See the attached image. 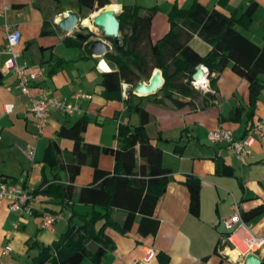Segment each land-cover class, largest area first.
<instances>
[{"label": "crops", "instance_id": "crops-1", "mask_svg": "<svg viewBox=\"0 0 264 264\" xmlns=\"http://www.w3.org/2000/svg\"><path fill=\"white\" fill-rule=\"evenodd\" d=\"M139 1L130 4L126 0H109L108 6L118 9L119 15L125 7L139 6L140 16H144L147 9L156 8L151 28L153 44L169 33V14L174 7L189 9L196 2L209 10L234 15L237 20L251 4H257L251 23L241 21L237 29L257 45L264 43V0H150V5L144 0ZM70 11L76 12L82 20L98 12L86 14L79 0H0V72L3 74L0 86V178L14 177L16 184L35 188L45 180L53 181L57 175L62 184L74 185L76 192L92 184L94 172L89 166L83 167L78 174L66 170L54 172L45 162L47 148L56 142L61 150V159L65 163L74 162L73 142L60 137L58 131L62 124L69 126L88 117V128L84 134L86 143L114 148L119 152L122 147L117 135L119 126L129 124L134 128L139 124L138 115L130 112V100L132 105L141 104L150 115L146 133L163 152L162 165L170 172L169 181L153 216V220L159 223L156 234H140V216L136 217L127 235L107 229L106 235L114 248L99 264L140 262L147 257L148 249L154 250L155 254L145 264H245L246 257L224 247L223 242L219 244L224 240L226 221L232 215L235 202L239 204L251 231L264 237V212H254L264 204V138H256L246 147L249 155L240 158L228 143H213L209 135L212 131L224 129L232 132L236 140L249 137L252 132L248 133L247 127H256L259 122H264V90L252 120L247 116L249 85L230 66L220 75H212L217 77V99L206 109H201V99L183 108L167 102L155 104L153 96L128 94L131 86L127 84L123 85L122 100L107 99L104 97L107 73L99 66L101 58L91 55L86 43H67L65 38L75 39L74 35L64 33L57 25ZM7 28L18 29L22 34L21 42L15 48L18 64L26 65L29 72L37 71L38 67L43 70L40 77L30 84L31 97L38 99L48 93L78 108L72 116L61 111L53 112L37 142L32 137L36 132L35 119L26 115L30 98L19 90L15 75L4 68L10 57ZM105 41L113 46L111 41ZM188 44L201 55L210 51V46L197 35L189 38ZM105 61L111 72L117 70L112 58L106 56ZM196 86L209 90L208 75ZM77 95L80 97L76 98ZM9 104L15 106L14 112L5 114L4 106ZM233 113L241 120H231ZM32 145L36 147L34 162L25 156L26 149ZM220 161L234 169V176L217 173ZM142 163L138 155L137 166L125 167L124 174L138 176ZM117 165L116 155L100 156L101 169L114 172ZM188 176H194L200 182L198 217L189 211L190 193L185 184ZM50 201L47 197L36 196L32 202L38 210L35 215L13 212L8 202L0 201V264H34V259L44 248L53 246L71 223L80 224L81 216L90 215L94 208L79 203L77 195L64 209ZM96 208L101 210V207ZM43 212H61L63 218L54 222L50 229H44L41 226ZM113 213L119 220L124 219L122 212L115 210ZM5 247L11 250L9 255L3 254ZM253 255L264 260V250ZM81 264L96 263L85 259Z\"/></svg>", "mask_w": 264, "mask_h": 264}, {"label": "trees", "instance_id": "trees-1", "mask_svg": "<svg viewBox=\"0 0 264 264\" xmlns=\"http://www.w3.org/2000/svg\"><path fill=\"white\" fill-rule=\"evenodd\" d=\"M109 4V0H79V5L86 14L98 11ZM257 7V4H251L240 20L234 15L228 16L215 9L209 10L198 2L189 9L174 7L169 14L171 24L169 33L155 44L151 40V28L156 8L147 9V13L140 16L139 6L125 7L123 13L119 15L122 46L118 48L113 39H107L114 47L113 52L107 56L116 62L118 68L105 74L104 97L120 101L123 97L124 84L131 86L133 90L140 83L149 81L155 70H161L165 84L159 92H162L166 99H158V92L153 95L155 102L165 104L169 101L176 107L183 108L201 99L200 107L206 109L214 105L217 99V77L212 75H220L230 66L231 70L249 85L247 116L252 120L259 96L264 90V43L261 46L254 43L237 29V24L241 21L251 23ZM193 35H197L210 46V51L206 55L199 54L188 44V39ZM65 41L79 45L86 43V40L73 38H65ZM199 65L209 70V90L194 84L193 76ZM2 83L3 74L0 72V86ZM128 105L130 112L138 115L139 124L134 128L129 124L119 126L117 135L122 142L119 152L114 148L86 143L84 134L88 128V117L69 126L62 124L58 131L60 137L73 142V151L76 154L74 162L65 163L61 159V150L56 142L47 148L45 162L54 172L66 170L78 174L83 167L89 166L94 172L93 183L76 192L74 185L62 184L55 175L53 181L45 180L40 186L33 188L32 202L36 196L41 195L64 209L66 205L72 204L77 195L79 203L92 205L94 208L90 215L81 216L80 224L71 223L53 246L44 248L34 259V264L47 262L81 264L85 259H91L99 264L114 248L113 242L106 235V230L111 228L118 230L122 235H127L137 216L141 217L139 222L141 235L156 234L159 223L153 220V216L159 200L166 191L170 172L163 168L162 150L146 133V125L150 120L148 111L141 104L132 105L130 100ZM232 115L231 120H241L240 116L234 113ZM254 128L255 126H248V133ZM101 155H116L118 165L114 172L100 168ZM138 155L143 160L139 166V175L133 177L125 175V167L137 166ZM216 171L219 175L229 177L235 174L234 169L223 161L218 163ZM8 181L17 183L14 177L0 178V183ZM185 184L190 193L189 211L198 217L200 182L198 178L188 176ZM22 186L27 188L26 184ZM96 207H101V210ZM115 210L123 213V220L114 216ZM254 212H264V204ZM37 213L35 210L34 215ZM242 219L244 220L243 215ZM229 233L227 231L223 239ZM222 242L223 240L219 245Z\"/></svg>", "mask_w": 264, "mask_h": 264}, {"label": "built area", "instance_id": "built-area-1", "mask_svg": "<svg viewBox=\"0 0 264 264\" xmlns=\"http://www.w3.org/2000/svg\"><path fill=\"white\" fill-rule=\"evenodd\" d=\"M7 52L10 57L5 63V70L12 72L18 80V88L21 93L30 98V104L26 115H32L35 119L36 132L33 134V140L39 141L45 132V129L49 123L50 117L53 112L61 111L67 115L72 116L77 110V106L67 103L64 100H59L50 96L48 93H44L40 98H32L30 95V84L37 80L41 73L42 68H36L37 71L29 72L26 65H19L17 62L18 54L15 52V48L20 44L22 34L20 30L7 28ZM84 28L78 27L77 31L81 32ZM204 68L206 75L209 74L208 68ZM196 85L197 82L194 81ZM77 95L76 98H79ZM14 105H5L4 113L12 114L14 112ZM256 138H264V122H259L254 128L251 135L243 140H236L232 132L220 129L212 131L209 135V139L213 143H228L234 152L240 157L245 158L249 155V151L246 149L250 146ZM26 157L29 161H35L36 147L34 145L29 146L25 151ZM33 188H24L22 185L13 182L0 183V201H6L9 204V209L19 214L28 213L34 215V211L37 210L36 206L32 203ZM38 211V210H37ZM232 215L226 221L227 231L230 232L223 240L224 247H227L231 251H238L239 254L245 258L249 254H257L264 250V237L254 234L246 222L242 219L241 210L238 203H234L232 206ZM63 218L62 214H50L43 212L41 214V226L44 229H50L54 222ZM243 245L244 248L240 247ZM11 250L8 247L4 248L3 254L9 255ZM155 251L152 249L147 250V257L133 264H145L150 257L154 256Z\"/></svg>", "mask_w": 264, "mask_h": 264}, {"label": "water", "instance_id": "water-1", "mask_svg": "<svg viewBox=\"0 0 264 264\" xmlns=\"http://www.w3.org/2000/svg\"><path fill=\"white\" fill-rule=\"evenodd\" d=\"M109 6L103 10L98 11L93 16L87 18L92 20L94 28H98L105 39H113L115 46L120 48L122 46L121 40V23L119 20V14L116 10L109 9ZM83 21L80 16L73 11L68 12L58 23V27L61 31L68 35H74L77 40H86L88 44V51L91 55L101 58L99 62L100 68L106 72H111L108 63L105 61V57L113 50V46L107 43L103 39H96L92 30H89L88 26L83 25ZM78 27L86 28L89 31V35H85L77 31ZM206 73L202 65L196 67V73L193 79L197 83H202L206 80ZM165 80L161 70H155L148 81L140 83L133 90H129L128 94H135L141 97H149L157 94L164 86ZM245 264H262V259L259 256L249 254L245 258Z\"/></svg>", "mask_w": 264, "mask_h": 264}, {"label": "rangeland", "instance_id": "rangeland-1", "mask_svg": "<svg viewBox=\"0 0 264 264\" xmlns=\"http://www.w3.org/2000/svg\"><path fill=\"white\" fill-rule=\"evenodd\" d=\"M119 1H124V0H119ZM127 1V3H130V4H134V3H137L139 0H126ZM135 1H137V2H135ZM140 2V1H139ZM144 3L145 4H147V5H150L149 3H150V0H144ZM87 30L88 29H83L82 31H85V32H87ZM89 30H92L93 32H94V34H95V37L94 38H96V37H98V38H100V39H103V40H105V38H104V36H103V34H102V32L98 29V28H91V29H89ZM108 42H110V41H108ZM111 43V42H110ZM111 70V69H110ZM144 82H146V83H148V81H144ZM157 98L158 99H166V97H165V95L162 93V92H159V95L157 96ZM167 103H171V102H169V101H166ZM154 103L155 104H159V103H157V102H155L154 101ZM159 105H162V104H159ZM26 156V155H25ZM31 162V161H30Z\"/></svg>", "mask_w": 264, "mask_h": 264}, {"label": "bare ground", "instance_id": "bare-ground-1", "mask_svg": "<svg viewBox=\"0 0 264 264\" xmlns=\"http://www.w3.org/2000/svg\"><path fill=\"white\" fill-rule=\"evenodd\" d=\"M109 9H113V10H118V9H116V8H113V7H108ZM83 25L84 26H88L89 28H93V24H92V20L91 19H85L84 21H83ZM240 247H242V248H244V246L243 245H240Z\"/></svg>", "mask_w": 264, "mask_h": 264}, {"label": "flooded vegetation", "instance_id": "flooded-vegetation-1", "mask_svg": "<svg viewBox=\"0 0 264 264\" xmlns=\"http://www.w3.org/2000/svg\"><path fill=\"white\" fill-rule=\"evenodd\" d=\"M81 33L85 34V35H89V31L87 30V32L85 31H81Z\"/></svg>", "mask_w": 264, "mask_h": 264}]
</instances>
